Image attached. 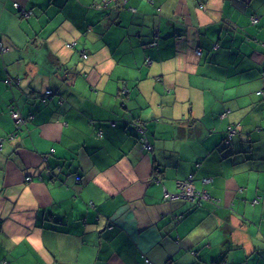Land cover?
<instances>
[{
	"label": "crops",
	"instance_id": "crops-1",
	"mask_svg": "<svg viewBox=\"0 0 264 264\" xmlns=\"http://www.w3.org/2000/svg\"><path fill=\"white\" fill-rule=\"evenodd\" d=\"M0 44V264H264V0H0Z\"/></svg>",
	"mask_w": 264,
	"mask_h": 264
},
{
	"label": "built area",
	"instance_id": "built-area-1",
	"mask_svg": "<svg viewBox=\"0 0 264 264\" xmlns=\"http://www.w3.org/2000/svg\"><path fill=\"white\" fill-rule=\"evenodd\" d=\"M251 22L253 24H256L257 23V19L255 18H252L251 19ZM155 36L157 37V34H155ZM150 45H154V43L150 44ZM7 49L6 48H3L2 45L0 44V52H6ZM6 83H9V80H6ZM263 87H264V80H263ZM51 91L50 90H46L44 92V97H49L51 96ZM261 92H258V94H260ZM10 115H11V118L13 119L14 121V124H15V131L11 132L10 136L11 137H14L15 133H17L20 129H21V125L24 123V120L23 118L20 116V114L18 113L17 110H15L13 107L10 108ZM137 131H138V134H139V137H138V140L140 141V144L142 146L143 149L145 150H150L151 147H150V144L148 143L147 141V138H146V132H145V128L141 125V124H137ZM234 133V130L232 129V127H229L228 128V139L231 138L232 134ZM2 147V140L0 139V149ZM31 179V177H27L26 180L29 181ZM190 179L191 178H187V180H184L182 182H178L177 183V186H178V193H176L175 195H166L167 198H180V199H184V200H191V201H194V200H197V201H201L203 199H207L208 198V195L204 192V191H197L194 189V187L192 186V184L190 183ZM76 180H80V178H76ZM211 181V178H203L202 179V182L203 183H208ZM253 202H257V199L253 200ZM181 219V216H178L176 219H175V222L179 221Z\"/></svg>",
	"mask_w": 264,
	"mask_h": 264
},
{
	"label": "bare ground",
	"instance_id": "bare-ground-1",
	"mask_svg": "<svg viewBox=\"0 0 264 264\" xmlns=\"http://www.w3.org/2000/svg\"><path fill=\"white\" fill-rule=\"evenodd\" d=\"M152 43H154V42H152ZM152 43H150V44H152ZM149 44V45H150ZM154 45H155V43H154ZM150 46H153V45H150ZM263 80H264V74H263V76H262V89L260 90V91H258V92H261L260 94H262L263 93V90H264V87H263ZM258 92H257V94H258Z\"/></svg>",
	"mask_w": 264,
	"mask_h": 264
},
{
	"label": "trees",
	"instance_id": "trees-1",
	"mask_svg": "<svg viewBox=\"0 0 264 264\" xmlns=\"http://www.w3.org/2000/svg\"><path fill=\"white\" fill-rule=\"evenodd\" d=\"M155 38H157L156 36H154ZM5 82H6V80H4ZM41 98H42V100H47V99H49L50 98V96L49 97H44V95L42 94L41 95ZM137 128V127H136Z\"/></svg>",
	"mask_w": 264,
	"mask_h": 264
}]
</instances>
